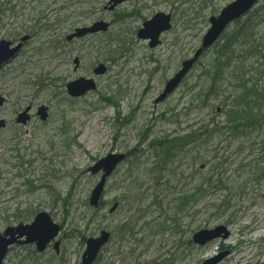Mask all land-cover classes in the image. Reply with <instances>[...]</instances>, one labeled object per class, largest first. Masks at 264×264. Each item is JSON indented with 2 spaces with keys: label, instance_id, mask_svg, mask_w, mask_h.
<instances>
[{
  "label": "rangeland",
  "instance_id": "obj_1",
  "mask_svg": "<svg viewBox=\"0 0 264 264\" xmlns=\"http://www.w3.org/2000/svg\"><path fill=\"white\" fill-rule=\"evenodd\" d=\"M108 1L0 0V39L33 35L0 68L5 123L0 127V231L9 224L1 212L15 215L27 206L36 209L34 214L48 212L62 228L58 254L51 244L43 252L31 244L13 245L3 264H82L85 240L100 230L111 236L93 264H202L224 251L228 254L220 264H264V128L213 138L204 134L205 125L225 124L215 110L220 99L204 95L210 82L203 68L215 57L214 46L173 93L154 101L182 60L199 47L208 18L233 0H127L113 10ZM156 12L170 13L172 28L150 48L136 32ZM99 20L109 23L105 32L65 40L75 27ZM244 24L248 31L235 38L231 67L217 90L222 96L232 90L231 68H241L244 79L252 80L264 71V0L229 25L224 38H234ZM99 63L107 68L102 75L93 72ZM79 77L93 78L96 88L70 97L66 84ZM40 105L48 108L46 120L36 115ZM27 107L30 120L17 123ZM193 131L200 138L181 152L176 147L160 185H153L157 172H146L156 161L151 141ZM111 152L131 157L107 179L105 206L91 217L83 201L99 174L88 168ZM216 173L220 185L208 188L205 179ZM200 184L208 191L186 213L173 216L176 198ZM114 201L119 205L108 213ZM224 201L230 207L218 208ZM120 222L129 230L119 231ZM219 225L227 228L226 238L193 242L194 232Z\"/></svg>",
  "mask_w": 264,
  "mask_h": 264
},
{
  "label": "water",
  "instance_id": "obj_2",
  "mask_svg": "<svg viewBox=\"0 0 264 264\" xmlns=\"http://www.w3.org/2000/svg\"><path fill=\"white\" fill-rule=\"evenodd\" d=\"M125 0H111L110 9L115 5ZM257 0H233L223 7L216 16L209 17L210 26L201 38L200 46L195 50L193 55L181 63L180 69L167 80L162 93L155 99V102L162 101L168 94L174 91L179 85L181 79L190 70L203 50L209 48L219 37L225 26L232 20L242 16L249 10ZM108 24L103 21H97L90 26L76 27L73 32L66 36V40L70 41L73 38H80L88 33H96L105 31ZM171 28V15L169 13L157 12L151 19L145 21L143 26L138 29L137 36L141 39L149 40V47L153 48L159 43V36ZM30 36L25 35L21 37L20 42L12 45L11 41L0 40V67L13 59L19 52L23 42L29 39ZM78 62L75 61V65ZM106 70L104 64L100 63L94 68L95 74H103ZM96 88V84L92 78L79 77L70 81L66 85L67 93L72 97H78L87 91ZM4 103V98L0 96V105ZM29 107L16 118L18 123H26L30 116L28 114ZM41 120L47 118V107L40 106L37 110ZM4 120L0 119V127L4 126ZM125 159L124 153H108L104 157L95 161V163L88 168L90 173L97 174L101 172L100 178L92 188L88 197V204L96 209L99 206V201L108 177L114 172L117 166ZM118 206V202H114L108 209L112 213ZM60 226L53 221L50 214L46 211H39L29 223H18L16 225L7 226L3 232L0 233V264H3V259L8 251V247L12 244H29L33 243L38 251H43L48 243H50L59 234ZM229 235L227 228L223 225L214 227L213 229H201L195 232L192 236L194 243L203 245L206 242L215 238H226ZM110 233L101 230L99 235L95 237H88L85 243V249L81 255L82 264H91L99 250L109 240ZM59 241L56 240L53 248L58 250ZM227 255V252H221L213 257H210L202 262V264H219L220 261Z\"/></svg>",
  "mask_w": 264,
  "mask_h": 264
},
{
  "label": "trees",
  "instance_id": "obj_3",
  "mask_svg": "<svg viewBox=\"0 0 264 264\" xmlns=\"http://www.w3.org/2000/svg\"><path fill=\"white\" fill-rule=\"evenodd\" d=\"M248 28V25L238 28L235 32V36L238 34L239 36L241 34H245ZM234 40L235 38L231 40L226 38L222 43H220V41L217 42L214 46L215 57L210 61L206 70L204 69L205 67L203 68L205 71L204 75L210 82V84L208 82L209 87L204 94L205 98L207 100L208 97L214 96L217 98L216 100L220 99V111L225 118V124L223 125H220L219 123H212L211 128H209L207 125L204 126L203 132L207 137L213 138L215 134H220L225 131L232 134H240L244 133L245 130L249 128L260 131L264 128V71H261L259 76L254 80H252V78L244 79L243 70L241 68L237 69L236 67H233L230 69L229 74V76H231L233 79L232 90H230L225 96H222L217 92L224 80V74L227 72V69L231 67L234 53V50L231 49V47L234 44ZM194 88L195 87H193V90ZM201 90L202 89L200 88L197 92V96L201 94ZM203 102L206 103L205 100ZM200 136L201 134H199V132L193 131L178 137H162L159 139H153L151 141L154 151H157L155 153L156 161L152 167L148 169L149 171L146 172L150 175L157 172V176L151 178L153 185H160V179H162L160 176L161 171L167 169V164H172V159L178 152H181L182 146L185 144L187 145L192 141H197ZM176 147H179L177 153L175 151ZM126 154V160H128V158L131 157V153L128 152ZM195 158L198 159L197 157ZM132 168L133 167L130 166L129 173L131 172ZM130 176L133 177L131 173ZM205 181H207L206 185L208 184V188L213 189L218 188L222 178L216 173L215 178L212 174L206 178ZM205 181H203L202 184H205ZM214 181L216 182V185L213 187L211 183ZM130 185L132 184L130 183ZM138 185L139 184H137V186ZM138 188L141 189V186L139 185ZM124 189L125 192H129L127 187ZM207 189H203L202 185L200 184L193 192L177 197L174 211L175 213H173V216L182 215L183 213H186L191 207L195 206V204H197L199 201L198 195L202 194L204 191L206 193L208 191ZM83 205L86 211L91 213V217L97 214L96 210L89 208L86 200L83 201ZM103 205L104 201H101L100 208L101 206L103 207ZM229 207L230 205L228 201H224L218 208L228 209ZM35 210L36 209H34L32 206H27L23 211L17 210L15 215L14 212L9 216H5L4 212H1V214H3L2 218L4 220H9L10 224L14 222V219H17V221L29 220L31 216H33ZM171 218L173 222H176L177 224V219H174L173 217ZM119 224V231L125 232L126 230H129L127 224L121 222ZM176 226L178 227V224Z\"/></svg>",
  "mask_w": 264,
  "mask_h": 264
}]
</instances>
